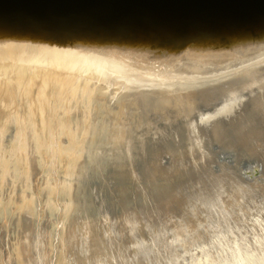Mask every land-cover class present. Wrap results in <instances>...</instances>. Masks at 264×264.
<instances>
[{"label":"bare ground","instance_id":"1","mask_svg":"<svg viewBox=\"0 0 264 264\" xmlns=\"http://www.w3.org/2000/svg\"><path fill=\"white\" fill-rule=\"evenodd\" d=\"M72 61L50 71L21 60L0 67V264H117L132 212L155 208L191 171L208 173L212 151L264 132L263 83L237 117L186 120L159 136L128 97L96 88L110 84L111 66Z\"/></svg>","mask_w":264,"mask_h":264},{"label":"water","instance_id":"2","mask_svg":"<svg viewBox=\"0 0 264 264\" xmlns=\"http://www.w3.org/2000/svg\"><path fill=\"white\" fill-rule=\"evenodd\" d=\"M73 59L117 70L96 88L145 130H182L260 97L264 0H0V67Z\"/></svg>","mask_w":264,"mask_h":264},{"label":"rangeland","instance_id":"3","mask_svg":"<svg viewBox=\"0 0 264 264\" xmlns=\"http://www.w3.org/2000/svg\"><path fill=\"white\" fill-rule=\"evenodd\" d=\"M238 115L234 107L219 117L228 121ZM179 131L167 130L163 135ZM222 152H211L208 173L191 171L170 196L157 200L155 208L132 212L125 228L129 247L117 264H264V132L238 148L223 145Z\"/></svg>","mask_w":264,"mask_h":264}]
</instances>
